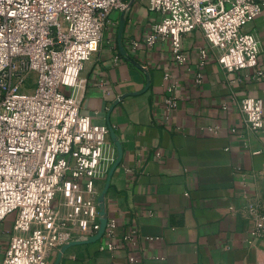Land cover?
Here are the masks:
<instances>
[{
  "label": "crops",
  "instance_id": "0c3cea01",
  "mask_svg": "<svg viewBox=\"0 0 264 264\" xmlns=\"http://www.w3.org/2000/svg\"><path fill=\"white\" fill-rule=\"evenodd\" d=\"M126 2L128 9L109 15L99 50L81 72L80 114L111 127L120 144L119 165L107 187V177L95 182L93 200L116 221L117 236L135 229L139 240L113 253L95 243L60 257L53 250L47 264H129L131 255L138 264H264V229L251 235L264 219V77L222 71L196 31L182 37L187 61L177 66L167 40L144 43L158 20L148 0ZM243 30L258 39L264 69V11ZM200 49L207 50L203 66ZM165 73L177 86L171 112L163 103ZM244 97L262 99V131L245 127L237 107ZM10 232L0 233V247Z\"/></svg>",
  "mask_w": 264,
  "mask_h": 264
},
{
  "label": "built area",
  "instance_id": "2783aa9c",
  "mask_svg": "<svg viewBox=\"0 0 264 264\" xmlns=\"http://www.w3.org/2000/svg\"><path fill=\"white\" fill-rule=\"evenodd\" d=\"M146 7L158 20L144 43L167 40L177 66L187 61L182 37L196 31L222 71L252 69L254 77H264L259 41L243 30L264 11V0H148ZM125 9L126 0H0V224L15 213L0 264H47L51 251L101 228L95 182L108 176L118 156L109 128L80 114V75L99 50L111 12ZM206 59L200 49L198 65ZM170 79L163 75L168 112L178 102ZM202 79L198 72L195 82ZM237 107L248 130L262 131V99L244 97ZM116 227L106 217L94 242L99 252L136 247L137 231L117 236ZM259 229L264 219L251 235ZM128 261L138 264L133 255Z\"/></svg>",
  "mask_w": 264,
  "mask_h": 264
},
{
  "label": "water",
  "instance_id": "95a60500",
  "mask_svg": "<svg viewBox=\"0 0 264 264\" xmlns=\"http://www.w3.org/2000/svg\"><path fill=\"white\" fill-rule=\"evenodd\" d=\"M109 130H110V137L112 139V141L114 142L115 146H116V149H117V160L115 162V164L112 166V168L110 169L109 173H108V176H107V180H106V186L107 187V184L109 182V178L111 177L113 171L118 167L119 165V161H120V144H119V141L116 139V135L114 133V131L112 130L111 127H108ZM105 192V189L103 190L102 194ZM100 210V215L102 216L101 218V228L98 232V234L92 238H89L85 241H74V242H71L69 243L68 245H65L63 246L60 251H58V256L60 257L62 253H64L69 247L71 246H75V245H84V244H89V243H94L98 238L99 236L102 234L103 232V229H104V225H105V222H106V215L105 213L101 210Z\"/></svg>",
  "mask_w": 264,
  "mask_h": 264
},
{
  "label": "rangeland",
  "instance_id": "374dc122",
  "mask_svg": "<svg viewBox=\"0 0 264 264\" xmlns=\"http://www.w3.org/2000/svg\"><path fill=\"white\" fill-rule=\"evenodd\" d=\"M54 204H56V202H54ZM14 217L15 213H12L7 216V218L2 222V224H0V233L5 234L11 231ZM0 253L2 254V250L0 251Z\"/></svg>",
  "mask_w": 264,
  "mask_h": 264
}]
</instances>
